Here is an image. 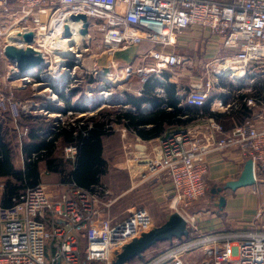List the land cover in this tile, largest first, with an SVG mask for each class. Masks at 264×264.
I'll return each mask as SVG.
<instances>
[{
	"label": "built area",
	"instance_id": "2783aa9c",
	"mask_svg": "<svg viewBox=\"0 0 264 264\" xmlns=\"http://www.w3.org/2000/svg\"><path fill=\"white\" fill-rule=\"evenodd\" d=\"M79 15L87 18L86 34H82L85 22L72 20ZM194 26L209 29L233 50L208 61L201 73H195L196 60L176 48L178 38ZM30 33L33 41L25 42L23 37ZM144 43L152 44L153 49L137 55L136 67L124 70L126 80L136 73L142 84L151 78L166 82L163 74L169 73V81L180 86L177 97L182 104L202 108L210 102L213 113H231L246 105L249 114L226 131L201 110L194 124L159 138L153 155L138 150L134 159L145 165L144 173L138 174L142 182L167 177L170 207L189 206L209 191L207 157L230 150L243 162H253L252 187L254 193L264 195V95L254 90L264 81V0H0V111L12 112L16 124L22 116L53 121L50 131L39 132L50 139L51 131L60 124L118 107L125 92L140 96L143 87L138 92L120 91V87L118 92L113 90L112 70L117 67L112 59L116 53ZM8 45L33 49L42 56V64L23 75L18 63L6 57ZM58 47L60 51H56ZM104 56L105 68L110 70L106 77L99 65ZM181 78L188 83L181 85ZM87 81L86 90L79 92L85 105L93 103L92 107L65 113L49 110L62 104L65 109L61 95L69 99L72 90ZM96 81H100L97 86ZM30 86L34 93L29 101L15 99L16 91ZM156 92L163 94L161 89ZM151 109L148 105L142 112ZM114 127L117 131L118 125ZM16 130L21 145L30 129L17 125ZM65 153L67 159L75 160L77 148L67 147ZM110 196L106 186L84 190L72 185L70 192L52 200L46 184L41 183L21 193L11 206L0 205V264H80L83 254L89 262L111 264L114 250L151 231L154 222L147 210L136 208L127 218L113 222L108 212L115 200ZM48 215L53 219L51 228ZM255 218L260 220L262 212ZM75 235L87 241L83 251ZM55 238L61 240L60 245L48 258L46 244ZM196 251L206 255L204 264H264V225L249 231L198 234L150 264H185V257Z\"/></svg>",
	"mask_w": 264,
	"mask_h": 264
},
{
	"label": "trees",
	"instance_id": "16d2710c",
	"mask_svg": "<svg viewBox=\"0 0 264 264\" xmlns=\"http://www.w3.org/2000/svg\"><path fill=\"white\" fill-rule=\"evenodd\" d=\"M138 49L135 61L138 59V54L148 53L153 49V45L144 43ZM163 76L166 82H161L157 78H151L145 82L140 96L125 92L124 101L118 107H107L97 114L83 116L74 123L60 124L55 131H51L50 139L43 138L39 132L47 129L50 131L53 128V121L45 122L40 118L22 116V121L30 130L27 140H23L20 145L14 133L10 113L0 111V182L5 189L4 193L0 192V199L3 206H11L13 200L21 193L43 183L42 165L46 173L59 174L64 184L76 185L84 190H94L95 187L105 186V180L112 168L106 158L107 142L111 137L118 135V129L115 131L114 125H118V128L121 127L128 134L142 141L149 142L163 137L170 130H180L194 124L201 110L205 117H213L226 131L241 124L249 114L246 105H242V108L231 113H213L209 111L210 102L202 108L182 104L177 97L179 84L169 81V73H164ZM159 89L163 90V94L156 92ZM254 90L255 94L264 95V81L256 84ZM75 92L73 91V94ZM21 98L23 95L18 93V99ZM27 98L31 99L30 96ZM243 98L244 95L240 97V99ZM61 99L65 103V109L51 106L49 110L63 113L85 111L84 107L81 110H75L80 109L81 106L72 107L70 99L63 95ZM148 105L151 106V111L143 113L142 109ZM125 106L130 109H125ZM70 146L77 148L75 160L65 157V149ZM16 148L25 156V166L22 170L15 167ZM149 186L152 187V185ZM47 220L48 224L53 221L50 215ZM195 237L194 232L190 231L189 237L182 240L159 243L153 248L163 244H169V246L160 251L161 253L154 255L153 253L147 255V252L143 259H135L130 264H149L166 251ZM80 264L99 263L89 262L82 255Z\"/></svg>",
	"mask_w": 264,
	"mask_h": 264
},
{
	"label": "crops",
	"instance_id": "0c3cea01",
	"mask_svg": "<svg viewBox=\"0 0 264 264\" xmlns=\"http://www.w3.org/2000/svg\"><path fill=\"white\" fill-rule=\"evenodd\" d=\"M225 44L226 40L213 36L209 29L194 26L188 29L182 36L178 38L176 48L180 54H184L187 56L189 55V57L195 59L197 66L203 67L208 61L219 58L221 54H232L233 50L226 47ZM138 50V48H130L124 51H120L114 55V58L112 60L115 61L117 68H119V65L122 62H127L128 67L131 65L134 66L138 63V60L135 61ZM99 65L102 69L107 66L105 56L99 59ZM179 82L181 85H186L185 82L187 81L186 79L181 78ZM130 83V81H127L126 85H129ZM142 87L143 84L140 80V84H138L137 87H133L131 90L138 92L142 89ZM74 97L76 96H72L71 98H69L71 106L75 107L79 105L81 106L80 109L75 110L83 109L82 107L84 106L82 104L76 103L75 101L74 103H72ZM85 110H87V107L85 108ZM123 132L127 133L125 130ZM134 138L136 144L132 145H134L135 147H130L133 150L131 151L132 156H135L138 153V150L143 151V149L145 151V154H148L149 156L153 155V148L157 146L159 142L158 139L145 142L136 136H134ZM122 140L124 141L126 139L122 138ZM128 145L131 146V144ZM17 155L18 157L15 162V167L18 170H22L25 166V156L19 149L17 151ZM135 162V160H132L130 158L128 159V163L130 164V171L123 169L119 172V170H117L118 173L126 176L127 186L125 190H120V194H118L116 200H120L126 196H130L132 193L136 192L138 188L146 189L145 191L148 193L150 198V205H145V210L149 209L147 211L152 217L153 221L154 219L158 218V212L161 211L159 214V218H162L163 216L166 217V220H164V222L162 221L163 223H165L169 219L170 215L174 213H171V210H175L170 207V204L172 203V196L168 195L169 193H171V184L168 178L165 176H163L159 180L153 181L152 184H136V181L139 178L138 173L142 169H144L145 165H138ZM207 163V181L209 185V191L207 194L208 198L204 197L203 199L198 200L186 207L182 205L178 207L181 209L179 213L188 221L190 231H193L197 236L198 234L249 231L259 228L261 225H264V195L254 193V187L241 188L237 191L225 190L220 195H214L212 193V189L223 187L227 182L238 179L244 169L246 162H243L237 153L228 150L210 154L207 157ZM41 169L44 173L43 183H45V180H54L51 184L50 182L49 184L45 183L47 186V192L52 200L57 199L63 193L70 192L72 185L62 183L59 174L46 173L45 167L43 165ZM149 185H152V187ZM4 191L5 189L3 188V185H1L0 192L4 193ZM220 196H225L227 201V204L223 211H220L217 207ZM0 204L3 205L2 199H0ZM137 206L138 203H136L131 208V210L136 208ZM115 208L113 209V212ZM155 209L157 210V213L154 212ZM259 212H262V218L257 221L255 217ZM110 217L114 219V221L121 220L120 218H115L112 214ZM60 225H62V227L64 226L63 223H60ZM47 226L48 228H51V223H47ZM75 236L79 241L81 251H83V249L86 248L87 241L79 235ZM60 242L61 240L59 238L51 239L47 242L46 253L48 258L54 256V254L58 250ZM206 258V255L202 251H196L187 255L184 259V262L185 264H199V262L200 264H204Z\"/></svg>",
	"mask_w": 264,
	"mask_h": 264
},
{
	"label": "rangeland",
	"instance_id": "374dc122",
	"mask_svg": "<svg viewBox=\"0 0 264 264\" xmlns=\"http://www.w3.org/2000/svg\"><path fill=\"white\" fill-rule=\"evenodd\" d=\"M190 56H192V55H190ZM223 56H225V55L221 54L220 57H223ZM86 64H87V66L89 68L93 67V64H91L90 60H88V59L86 60ZM133 67H136V66L134 65ZM126 68H128V63L127 62H122L119 65V68L112 70V74H114V78H115L112 89L115 90L116 92H118V87H120L119 88L120 91H123V90H130L131 91V89L133 87H135V86L137 87L138 84H140L139 76L136 73L133 76L130 77V80H126L127 79V74L124 72V70ZM195 73H201V67L200 66H197V69L195 70ZM103 76L106 77L104 73H103ZM86 80H89V79H86ZM92 80H94V78H92ZM118 80H121L120 84H117ZM127 81L128 82L130 81L131 83L129 85H126ZM99 83H100V81H96V86L99 85ZM187 83H188V81L185 82V84H187ZM87 84H88V81L84 82L83 84H81L80 88H77V90H72V91H76L74 93V95H73V96H76V97H74V99L72 100V103H74V101H75L76 103H80L84 107H88V108L93 106V103H91V105L90 104L89 105L88 104L85 105V100L83 98L84 95L80 94V92H79V91L86 90V85ZM18 93H21V95H23V98L18 99ZM33 93H34L33 87L30 86L29 88H27V90L16 91L15 92V99L18 100V101L26 102V101H29V99L27 97H29V96L31 97ZM99 93L100 92L97 90L96 93H95L96 96H99ZM69 97L71 98V96H69ZM60 107L64 108L63 104ZM9 113H10L12 119H13L12 120V126H14V133H17L16 135H17V138L19 140V132L20 131L16 130L17 125H18V128L21 129L22 126H25V124H24V122L22 120L18 121V124H16V121H14V119L16 118L15 115H13L12 112H9ZM87 116H90V114H88ZM51 119H53V118H51ZM121 131H122V133H121ZM123 131H124V129L119 127L118 131H117L118 135H115V136L111 137L110 140L107 142L106 158L110 162V166H112V168H111V172H110L108 178L105 180V186L107 187V189L111 193L110 199L115 200V203L112 205L113 208L111 207L112 210H111V208L109 209L108 214H109V216H111V214H112L115 218H120L121 220L127 218L128 215H130L129 212L131 211V208L136 203H138V206L136 207V209H145V205H147V206L150 205V203H149L150 202V198H149L148 193L145 191L146 189H139L138 188V190H136V192L132 193L130 196H126V197H124V198H122L120 200H116V198L118 197V194H120V190H125V188L127 186V184H126V182H127L126 176L123 175V174L118 173L117 170H119V172H120V170H123V169L127 170V171H130V167H129L130 164L128 163V159L130 158L132 160H135L134 159L135 157L131 155V151H133V150L130 148V147H133L136 144L135 143V138H134L133 135L124 133ZM119 137H120V141H119ZM10 138H13V137H10ZM122 138H125L126 140L123 141ZM126 142H128V143H126ZM128 144H131V146H129ZM132 144H134V145H132ZM17 150H18V148H16V159L18 157ZM65 157H66V153H65ZM142 164H144V163H142ZM144 169H145V167H144ZM142 173H144L143 169L138 174H142ZM49 180L50 181L45 180V183L49 184V182H50V184H51L54 181L53 179H49ZM152 182H153V180H148L146 182H142V180L140 178H138L137 181H136V184H139V183H142V184L143 183H146V184L147 183L148 184L151 183L152 184ZM1 185H3V183L0 182V186ZM140 188H141V186H140ZM207 194H206L205 198H208ZM114 208H115V210L113 212ZM147 210H149V209H147ZM111 211H112V213H111ZM179 211H181L180 208L175 209V210H171V213H173V212L175 213V212H179ZM154 212L157 213V210L155 209ZM160 212H158V216H157L158 218L154 219V221H153L154 222V227L164 224L163 222H164V220H166V217H164V216L162 218H159ZM109 218H110V220H113V222L121 221V220L114 221V219H112L111 217H109ZM168 246H169V244H163V245L158 246L156 248H152V250L148 251L147 255H149L150 253L151 254L153 253V255H154V254L159 253L160 251L162 252V250L166 249ZM170 250H172V249H170ZM170 250H168V251H170ZM119 251H121V249L113 251V253L111 255V258H110V261H109L111 264H112L113 260L115 259V253L119 252ZM168 251H166L165 253H167ZM165 253H163V254H165ZM83 256H84L85 260H87V256L84 255V254H83ZM206 260H207V258H206ZM96 263L106 264V262H101V261H96ZM199 264H200V262H199Z\"/></svg>",
	"mask_w": 264,
	"mask_h": 264
},
{
	"label": "water",
	"instance_id": "95a60500",
	"mask_svg": "<svg viewBox=\"0 0 264 264\" xmlns=\"http://www.w3.org/2000/svg\"><path fill=\"white\" fill-rule=\"evenodd\" d=\"M73 21L83 20L85 22L82 34L87 33V18L84 15L73 16ZM66 36L70 37L69 27H66ZM25 42L33 41V34H27L23 37ZM58 47L56 51H60ZM8 59L18 63L23 75L28 74L34 68L40 66L43 62L42 56L33 49H24L15 45H8L5 49ZM101 73L110 74L109 69H102ZM255 184L253 162L248 160L238 179L229 181L223 187L212 189L214 195H220L225 190L237 191L241 188L252 187ZM227 204L225 196H220L217 207L223 211ZM190 235L188 221L179 213L175 212L170 215L169 219L162 225L154 227L151 231L143 233L141 237L134 239L131 243L121 248V251L115 253V259L112 264H130L135 259H143L144 255L157 244L162 242H173L182 240Z\"/></svg>",
	"mask_w": 264,
	"mask_h": 264
}]
</instances>
